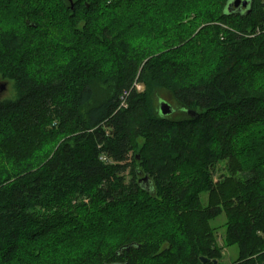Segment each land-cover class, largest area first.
<instances>
[{
	"label": "trees",
	"instance_id": "16d2710c",
	"mask_svg": "<svg viewBox=\"0 0 264 264\" xmlns=\"http://www.w3.org/2000/svg\"><path fill=\"white\" fill-rule=\"evenodd\" d=\"M7 2L0 264H264V0Z\"/></svg>",
	"mask_w": 264,
	"mask_h": 264
},
{
	"label": "rangeland",
	"instance_id": "374dc122",
	"mask_svg": "<svg viewBox=\"0 0 264 264\" xmlns=\"http://www.w3.org/2000/svg\"><path fill=\"white\" fill-rule=\"evenodd\" d=\"M0 3L2 4V5H0V35H2L3 34L2 32L4 30H6V28L9 30V25L12 22L11 19H9L10 16L11 15H14L16 17V14H15V12H12L14 10H7L8 9V5H4V3H8L7 0H0ZM177 11L179 12L180 10H176L175 12H177ZM43 13L44 14L46 13V14L49 15V13L47 12V10H46V12L44 11ZM186 15H189V13H187ZM166 17H167V20L170 21L171 15L166 16ZM186 18H188V17H185L184 19H186ZM184 19L182 18V21H183L182 23H185L186 22V20H184ZM174 21H176V20H174ZM182 23H181V21H178V22L176 21L175 22V24H177L178 26H180V24H182ZM169 25H171V22H169ZM10 27L12 28V26H10ZM17 27L18 26H15L12 29H15ZM177 29L179 31L182 30V28L181 29L180 28H177ZM178 30H177V32H178ZM17 32L18 33H23L24 31H23V29L21 27L19 30H17ZM136 35L137 34H133L132 35V38H133V36L135 38ZM2 85L4 87H3V90L0 92V100H3L5 98H8V97L12 96V94H13V86H12V82L11 81L0 78V86H2ZM133 87L139 93L140 92H143L144 89H145L144 84L142 82H140V80L139 81H135L133 83ZM92 89L95 92H99V94H100L102 92H106L107 91V85L99 84V83L93 84L92 85ZM160 97H161V100H164V101L168 102L169 104H171V101H170V99H168V97L166 96V94L165 95L164 94L163 95L160 94ZM121 98H122V95H121ZM155 100L157 101L156 98H155ZM222 173H224V170H222V169L219 170L216 173V175H215V179L219 176V174H222ZM207 199H208L207 193H202L200 195V201H201V204L203 206H206L207 205ZM126 222H128V220L125 221V223ZM225 225H226V217H225L224 214H221L218 217H216L215 219H212L210 221V226H211L212 230L214 231V235H215L216 246L218 248H220V250L222 251L223 257L221 259V263L222 264H229V263L233 262L237 258L238 249H237V246L236 245H229V244H227V241H225Z\"/></svg>",
	"mask_w": 264,
	"mask_h": 264
},
{
	"label": "water",
	"instance_id": "95a60500",
	"mask_svg": "<svg viewBox=\"0 0 264 264\" xmlns=\"http://www.w3.org/2000/svg\"><path fill=\"white\" fill-rule=\"evenodd\" d=\"M70 2V6L72 7V0H66ZM230 5H234L235 7H241V8H245L246 11H249L250 9V0H232ZM3 85L0 86V92L3 90ZM158 110L160 112V114L162 116H167L170 115L173 112V107L171 104H169L168 102L164 101V100H160L158 102ZM141 183L146 184V187H149L150 181L148 180L147 177L142 176V178L140 179ZM202 262H205L206 259L205 258H201ZM216 262L214 261V264Z\"/></svg>",
	"mask_w": 264,
	"mask_h": 264
}]
</instances>
